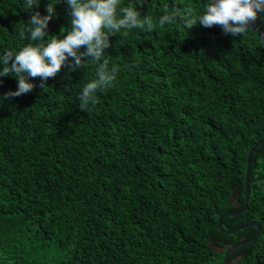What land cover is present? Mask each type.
<instances>
[{"label": "trees", "instance_id": "1", "mask_svg": "<svg viewBox=\"0 0 264 264\" xmlns=\"http://www.w3.org/2000/svg\"><path fill=\"white\" fill-rule=\"evenodd\" d=\"M53 0H0V56L30 43L20 39L33 12ZM208 0H120L154 30L110 37L113 84L82 111L79 95L99 63L63 66L46 87L5 100L17 90L0 77V264H264V13L244 35L181 19ZM118 7V15H119ZM48 36L70 31L67 0L55 4ZM63 30V34H62ZM86 50V46L80 49ZM69 58V65L71 63ZM87 59V58H85ZM0 63V67H2ZM212 243L213 246L210 245Z\"/></svg>", "mask_w": 264, "mask_h": 264}, {"label": "clouds", "instance_id": "2", "mask_svg": "<svg viewBox=\"0 0 264 264\" xmlns=\"http://www.w3.org/2000/svg\"><path fill=\"white\" fill-rule=\"evenodd\" d=\"M58 2L53 0L48 4L47 15L33 12L27 29L21 28L20 39H27L30 43L19 51L7 50L0 56L3 65L0 67V77L13 76L18 81L17 90L5 93V100L33 91L36 85L29 82L30 78H41L39 86L45 88L47 80L54 78L63 66L68 65L69 71H76L85 67L90 60L99 63L106 49L111 47L110 37L120 34L122 30H125L124 36L131 29L154 30L151 16L142 19L137 8L119 7L120 0H67L71 8V30L63 38L53 36L45 42ZM38 6L34 0H26L25 10ZM260 13H264V0H208L199 15L191 7H186L182 16L175 11L169 13L165 8L159 25L173 23L179 18L187 29L197 24L206 28L218 25L224 35L235 37L248 32ZM85 46L86 50L81 52L80 49ZM69 58H72L70 65ZM108 64V60L103 59L96 70V78L83 87L78 97L82 111H90L89 105L97 103L96 93L106 90L116 80L118 68L113 66L109 70Z\"/></svg>", "mask_w": 264, "mask_h": 264}, {"label": "water", "instance_id": "3", "mask_svg": "<svg viewBox=\"0 0 264 264\" xmlns=\"http://www.w3.org/2000/svg\"><path fill=\"white\" fill-rule=\"evenodd\" d=\"M263 144H264V142H261V143L257 144L254 148L251 149V151L248 154V157H247V172H246V204H245V206H244V208L242 210H239L237 212H228L225 215L221 216V218L219 219V222H218V226H219V229L221 231H223V232L233 234L236 231L245 228V226H241V227H239V228H237L235 230H226L224 228V226H223V219H224L225 216H236V215H239V214H241V213H243V212H245L247 210L248 205H249V198H250L249 180H250V172H251V158H252V154L255 152V150L258 149L259 147H261ZM250 226L257 227L259 229L257 235L251 241L243 242L242 244H240L237 247H228L227 249L213 247V249L215 251L219 252V253H224V252H226V250H228L226 252V254H225V257H224V264H238L239 261L241 260L242 256L237 257L235 262L231 263L230 262V258L232 257V255L235 252H237L238 250L244 248L245 246L254 243L259 238V236L261 235V227H260V225L259 224H252ZM210 245L213 246L212 243H210Z\"/></svg>", "mask_w": 264, "mask_h": 264}]
</instances>
